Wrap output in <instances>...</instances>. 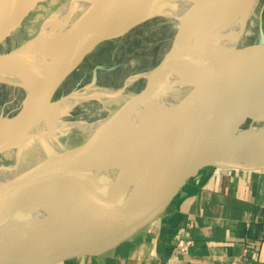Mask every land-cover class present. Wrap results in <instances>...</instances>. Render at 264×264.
<instances>
[{
  "label": "water",
  "instance_id": "obj_1",
  "mask_svg": "<svg viewBox=\"0 0 264 264\" xmlns=\"http://www.w3.org/2000/svg\"><path fill=\"white\" fill-rule=\"evenodd\" d=\"M3 1L12 0H0V4ZM163 2L172 3V8H157ZM257 2L117 0L81 48L74 42L70 58L76 62L68 74L99 44L117 37L126 23L141 15H184L186 22L156 66L163 78L175 69L189 36ZM222 59L220 65L206 64L198 73L187 75L164 98L123 117L89 163L49 189L26 190L16 177L1 181L0 264H52L80 252L102 253L132 237L166 212L203 167L214 164H196L197 143L184 147L188 139L213 140L220 152L232 155L234 164L224 169H264V138L253 126L255 121H264V40L235 54H224ZM37 80V74L30 75L24 89L33 102L41 96L36 105L49 110L54 94L42 93ZM0 83L17 85L1 75ZM16 115L0 116V128L19 137L32 124L19 122ZM247 120L250 124L242 126ZM5 139L0 136V143Z\"/></svg>",
  "mask_w": 264,
  "mask_h": 264
},
{
  "label": "bare ground",
  "instance_id": "obj_2",
  "mask_svg": "<svg viewBox=\"0 0 264 264\" xmlns=\"http://www.w3.org/2000/svg\"><path fill=\"white\" fill-rule=\"evenodd\" d=\"M116 2L12 0L0 4V75L17 84L12 86L14 92L24 90L22 103L32 104L26 115L16 116L19 122L32 124L25 134L16 137L0 128V136H6L4 143H0V182L16 177L24 189L41 191L85 166L104 137L123 117H129V113L148 102L164 98L177 88L176 83L180 85L182 79L198 73L204 65H220L224 54L232 55L253 45L264 7V0H258L253 7L223 17L193 33L184 43L175 71L163 78L159 77L158 67L127 77L121 87L100 85L96 78L52 103L49 110L36 105L41 96L33 102L24 89L30 84L29 76L37 74L42 93L49 90L56 94L61 88L63 74H68L76 62L70 58L74 42H78L77 47L81 48ZM172 6L170 2H163L157 8L170 10ZM150 9L156 10V6H150ZM154 17H163L177 30L186 22L184 15L179 18L152 13H145L137 20ZM137 20L126 23L117 37L137 25ZM100 68L106 67H98L95 72ZM143 78L149 80L147 89L135 90V85ZM30 90L27 89L29 93ZM75 107L82 111L79 116L72 115ZM105 113L107 117H104ZM92 115L97 116L96 119H91ZM253 126L257 135L264 138V121H255ZM197 141L198 138L188 139L184 144V147H190L197 143L196 164L207 161H214L211 166L215 167L234 164V157L220 152L213 140ZM218 168L216 171L224 170Z\"/></svg>",
  "mask_w": 264,
  "mask_h": 264
},
{
  "label": "crops",
  "instance_id": "obj_3",
  "mask_svg": "<svg viewBox=\"0 0 264 264\" xmlns=\"http://www.w3.org/2000/svg\"><path fill=\"white\" fill-rule=\"evenodd\" d=\"M168 262L264 264V169L200 170L132 237L52 264Z\"/></svg>",
  "mask_w": 264,
  "mask_h": 264
},
{
  "label": "rangeland",
  "instance_id": "obj_4",
  "mask_svg": "<svg viewBox=\"0 0 264 264\" xmlns=\"http://www.w3.org/2000/svg\"><path fill=\"white\" fill-rule=\"evenodd\" d=\"M260 23L258 34L253 38L254 42L264 40V7ZM176 32L175 26L166 23L163 17H154L133 26L122 37H112L110 38L112 40L103 41L71 73L68 75L63 74L61 88L53 97L54 103L58 102L61 97L67 96L91 83L94 79L95 69L98 67L108 69L100 68L97 70L96 82L100 85L106 83L105 86L114 87L123 86L127 77L133 74L155 68L162 62L171 48ZM148 81L146 78L141 79L134 89L144 90L148 85ZM178 86V83H176V87ZM14 91L12 86L0 83V116L13 117L17 114L16 116L20 117L26 115L29 108L31 109V103H22L25 96L24 90ZM81 113L82 111L78 107L72 110L73 116H79ZM107 116L108 114L105 113L104 117ZM96 117L95 115L90 116L93 120ZM249 124L250 122L247 120L242 126ZM219 166L222 167V165L216 167ZM216 167L206 166L201 170L216 171Z\"/></svg>",
  "mask_w": 264,
  "mask_h": 264
},
{
  "label": "built area",
  "instance_id": "obj_5",
  "mask_svg": "<svg viewBox=\"0 0 264 264\" xmlns=\"http://www.w3.org/2000/svg\"><path fill=\"white\" fill-rule=\"evenodd\" d=\"M167 264H171V263L168 262Z\"/></svg>",
  "mask_w": 264,
  "mask_h": 264
}]
</instances>
